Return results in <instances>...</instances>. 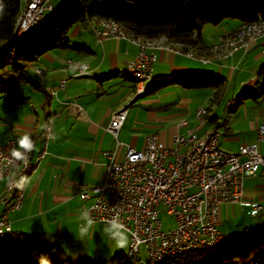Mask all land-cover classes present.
Here are the masks:
<instances>
[{
    "label": "crops",
    "instance_id": "0c3cea01",
    "mask_svg": "<svg viewBox=\"0 0 264 264\" xmlns=\"http://www.w3.org/2000/svg\"><path fill=\"white\" fill-rule=\"evenodd\" d=\"M229 18L216 24L210 22L204 24L202 41L205 46L215 43L225 30L233 28L240 22L237 18H230V20ZM80 28L78 26L77 30ZM90 29L94 34L93 29ZM79 42L87 44L91 49H77L71 54L70 50L54 48L40 55L38 60L36 59L35 71L40 75V81H36L39 86L27 82L31 86L26 95L28 98L21 102L13 100L12 107L17 105L18 111L12 110L10 113L12 116L2 121L7 127L6 129L0 128V142L18 132H33L36 134L33 141L35 147L32 151L35 156L43 148V134L50 124V117L52 118L53 135L49 138L47 152L40 158L34 173H31L24 182L25 196L22 206L9 211L7 218L13 230L21 232L28 238L58 241L70 258L89 257L95 260L98 248L103 245L94 250L91 244L97 243L99 238L98 223L106 222L92 220L82 211L93 201L95 195L92 193L90 197L82 198L79 184L84 183L91 186L101 182L104 178L106 153L116 148L114 135L105 128L111 113L122 106H128L127 117L119 130L118 137L123 131L144 130L146 133L142 146L146 135L150 132H158L161 143L166 145L171 143L173 133L186 131L188 127H195L197 132L204 123L199 126L198 123H191L186 117L190 112L184 115L181 109L173 112L174 116H178V120L168 127L159 126L158 121L161 119L159 117L155 121H143L139 116L140 110L137 111L138 117L133 116L130 106L136 102V96H141L145 92H135V96L129 102H124V90L119 87L135 88V78L125 75L123 68L125 61L135 55L139 44L132 40L114 37L102 42H99L96 37L94 39L93 37H81L76 44ZM262 47H264V39L258 40L248 48H239L232 55L212 62H202L205 65L184 53L155 48L153 62L155 67L152 71L155 68L156 75L154 76L152 72L151 79L174 71L198 69H210L222 78H232L240 65L250 63L255 66L257 61L263 59ZM69 57L87 61L89 69L86 73L67 77L65 88H62L59 87L60 79L72 72V69L65 68V61ZM39 68H42L41 72ZM115 76H121L122 79L112 81ZM240 81L241 84H247L245 79ZM174 86L181 87L182 91L186 89L181 85L174 84ZM54 89H57L56 94H52ZM35 91H41L40 96H37L38 101H34L31 97ZM189 99L181 96L178 105H186ZM77 104L82 105L84 114L78 115ZM258 104L260 113H255L249 119L250 132H247V137L238 143L253 139L257 124L264 122V94ZM201 106L205 107L199 105L191 111V114L196 116V110ZM206 108L210 111V107ZM40 110L43 116L40 115ZM209 111L205 113V117H209ZM215 118L213 128L208 127L199 135L210 130L220 131L221 123ZM182 119H186L187 123L181 124ZM10 129L13 132L9 133ZM138 137L139 135L134 134L131 142L128 143L138 147ZM121 149H123L122 146ZM261 167L258 170L260 177L251 186L247 187L244 180V197L261 200L264 205V166ZM6 182L7 177H0V193L4 190ZM237 208L242 212L249 210L248 205L239 202L221 203L219 226L223 221V209L228 216L231 212L236 214ZM5 212H7L6 204L0 202V216ZM127 241L129 246L130 235ZM111 248L113 249L111 253L116 250L124 253L127 250L126 247H114V243L111 244ZM99 252L101 256H104L103 250Z\"/></svg>",
    "mask_w": 264,
    "mask_h": 264
},
{
    "label": "built area",
    "instance_id": "2783aa9c",
    "mask_svg": "<svg viewBox=\"0 0 264 264\" xmlns=\"http://www.w3.org/2000/svg\"><path fill=\"white\" fill-rule=\"evenodd\" d=\"M51 4L52 0H23L20 29L26 28L32 22L44 20L45 12ZM87 20L99 42L113 37L125 39L118 30L117 19L93 15ZM254 21L264 19L240 21L233 28L225 30L219 39L210 45L222 43L227 36L239 33L242 28L254 24ZM261 39L264 37H255L251 43L236 48L234 52L239 48H248ZM262 52L264 53V47ZM154 59V49L139 46L135 55L128 58L124 65L147 69L149 78ZM216 59L220 58L199 61L206 63ZM65 66L72 69V72L60 79L59 87L62 88H65L67 77L81 74L82 67H89V63L69 57ZM41 71L42 68H39V72ZM140 85L141 82L136 81L135 89ZM56 92L57 89H54L52 94ZM128 110L126 105L114 110L105 124V128L112 132L116 139V148L106 153L103 180L91 186L79 184L82 198H88L92 193L95 195L93 201L82 210L90 219L128 230L129 248L133 249L134 263L121 264H153L158 260V255L177 245L178 241H188L192 244L205 242V235L222 237L225 232L219 229L221 203L239 202L248 205L251 215L263 208L261 200L244 197L245 178L257 174L260 167L264 166L263 121L257 124L255 137L240 142L237 150L220 146L219 130H210L199 135L195 127L173 133L171 143L166 145L161 143L158 132H150L146 135L144 145L136 147L118 137ZM77 113L84 114L80 104H77ZM196 116L198 126L206 121V117H198V109ZM186 123V119L181 120V124ZM24 134L26 133L18 132L0 142V177H5V168L9 163H15L16 158L11 156V152L19 147L18 141ZM27 134L34 141L36 134ZM52 135L50 120V129L45 130L43 134L45 150L42 151V157L47 152L48 141ZM42 157H33L32 152H27V163H33V160H40ZM22 172H16L15 178ZM8 186H14V181L6 182L4 190L0 193V202L6 198ZM24 196L25 186L23 193L14 197L13 207L7 209L0 229L13 228L7 213L20 208ZM160 204L174 214V227L162 228L158 208ZM207 223H214V231H206ZM142 243L146 245L147 258L140 254Z\"/></svg>",
    "mask_w": 264,
    "mask_h": 264
},
{
    "label": "trees",
    "instance_id": "16d2710c",
    "mask_svg": "<svg viewBox=\"0 0 264 264\" xmlns=\"http://www.w3.org/2000/svg\"><path fill=\"white\" fill-rule=\"evenodd\" d=\"M65 2L41 24L49 23L44 33L28 36L39 25L20 38L14 31L21 0H0L1 95L15 97L24 82L39 86L29 71L30 64L48 50L68 47L70 26L93 15L115 18L137 37L166 36L188 42L200 52L206 47L202 41L206 22L216 24L229 17L240 21L264 19V0H70L64 5ZM75 47L91 49L84 43ZM253 79L256 85L243 89L244 98L264 94V61ZM174 84L214 87V101L224 89L225 79L216 72L183 71L153 78L144 92ZM127 258L126 253H117L110 264H121ZM0 264H105V260L69 259L60 242L28 238L16 231L15 236L0 234ZM158 264H264V223L251 237H238L222 245L198 246L175 253Z\"/></svg>",
    "mask_w": 264,
    "mask_h": 264
},
{
    "label": "rangeland",
    "instance_id": "374dc122",
    "mask_svg": "<svg viewBox=\"0 0 264 264\" xmlns=\"http://www.w3.org/2000/svg\"><path fill=\"white\" fill-rule=\"evenodd\" d=\"M69 1L70 0H52L53 7L51 9L48 8L46 14L48 16L50 15V13L53 15L59 9L58 8L59 6H61L64 2H65L64 5H66L69 3ZM48 24L49 23L41 25L33 31L30 30L31 32L28 34V36H33L36 33H44L48 27ZM78 26L81 27L79 30H77ZM90 28H92V26L90 25L88 20L74 22L70 26L68 31V35L70 37V45L68 47L61 49L70 50V53L72 54V52L78 49L75 47V44L76 41L79 40L81 37H88V38L93 37L94 39L95 36ZM37 60H35L30 64L29 71L36 80L40 81V75H38L37 72L35 71ZM263 61H264V54H263V59L261 61H257L255 66H252L250 63L240 65L238 69H236L235 72L233 73L232 78L230 77L224 78L225 86L221 94L217 98V100L214 101L212 100L215 93L214 87H190V88L186 87V89H184L185 91H182L181 87L174 85H167L157 89L154 92L143 93L141 96H136V102H134V104L130 106L132 107L131 113L133 116L136 115L138 117L137 111L140 110L139 116L143 121L144 120L155 121L156 118L159 117L161 118L160 121H158L159 126L168 127L174 124L175 122H177L178 116H174L173 113V112H177V110L181 109L184 115L186 112H190V114L187 115L186 117L189 119L191 123L197 124L198 120L194 114H191V111H194L199 105L210 107V111L208 110L209 117L206 116V121L197 130V133L198 134L203 133L205 129L208 127L213 128V126L215 125L214 120H211L210 117L214 115L216 116L215 119H217L221 123V125L219 126L220 146L224 147L225 149L235 150V147L239 144L238 141L247 137V132H250L248 128L249 119L253 117L255 113L257 112L260 113L258 101H261L262 95L258 97L249 96L244 98L242 95V91L247 86L256 85L253 79V75L255 74V71ZM198 62L204 64L201 61ZM153 67L155 66L153 65ZM183 71L215 72L210 69L183 70ZM183 71H174V72H170V74L179 73ZM152 72L154 73L155 76L156 69L154 68ZM219 77L222 78V76ZM121 79H122L121 76H115L112 78V81H119ZM152 79L150 78V80ZM241 79H245V81H247V84L246 85L241 84L240 83ZM28 88L30 89L31 86L29 85V83L24 82L22 83L21 89L15 97L10 98L6 95L0 94V128L6 129L7 125H5L2 121L5 119L7 120L10 118V116H12V114H10L12 110H14V112L18 111L17 105L16 107H12L13 100H17L21 102V100L28 98V96H26L28 95L27 94L29 90ZM119 88H123L124 90V94H125L124 96L125 98L123 100L124 102H129V100L135 96V92H136L135 88H132L130 86H123V87L120 86ZM40 94L41 91H35L34 94L31 95V97L33 98L34 101H38L37 96H40ZM181 96L190 98L189 101L186 103V105H180V106L178 105V101H180ZM40 115L43 116L42 111L40 112ZM131 131L133 130H127V132L125 131L121 132L119 135L120 139L125 142H131L133 135L137 134L139 135L137 146L141 147L146 132H144V130H139L138 132H131ZM10 132L13 131L10 129L9 133ZM236 135H238L239 137ZM258 177H260V171L257 172L256 176L246 177L245 185L247 187L251 186L252 183L258 180ZM158 208H159V217L162 220V228L168 229L174 227L176 224V219L174 214L168 212L162 204H160ZM263 223H264V209L258 211L255 215H251L248 209L246 212H242L241 209L237 208L236 214L231 212L230 215L228 216L226 215V211L223 209V221L221 222L219 228L221 227L220 229H222L225 232L227 237L226 239H228L227 241L232 242L238 237L253 236L259 230V228L263 226ZM2 232L3 229H0V234ZM97 232L100 233L99 238L97 240V243L93 242L91 244V247L93 246L95 250L97 247H100V245L103 246L98 248V252L95 260L89 257H84V258H89L96 262L105 260V264H110L111 260L115 257L117 253H122L121 251L118 250L111 253V250H113L111 248V244L114 243V247H117L116 242L120 238V234L126 232V230L116 225H109L107 223L99 222ZM128 237L129 235L127 232V239ZM127 246H128V242H127ZM129 249L130 248L128 246L127 250L124 251L126 255L128 254ZM140 249H141L140 250L141 256L143 258H147L146 245L142 243L140 245ZM99 250L104 251L103 252L104 256H101L99 254L100 253ZM68 258L79 259V258H70V256H68Z\"/></svg>",
    "mask_w": 264,
    "mask_h": 264
},
{
    "label": "bare ground",
    "instance_id": "6f19581e",
    "mask_svg": "<svg viewBox=\"0 0 264 264\" xmlns=\"http://www.w3.org/2000/svg\"><path fill=\"white\" fill-rule=\"evenodd\" d=\"M53 7V4L49 6V9ZM23 13V0H21L20 11L17 17L16 27L14 33L18 35L20 38L30 30L35 27L43 24L47 19L48 15L45 12L44 20L41 22H32L24 29H20V18ZM111 18V17H109ZM118 30L122 34L123 38L135 41L142 47H151V49L164 47L168 50H172L178 53H184L185 55H190L193 58L198 60H210L215 57L223 58L233 54L234 50L240 46H245L252 42L255 37H264V21H254V24L249 25L248 27H244L241 29L239 33L227 36V38L222 43H216V45L206 46L202 52H200L196 47H193L188 42L182 40H170L168 37H151V38H141L137 37L135 33L125 24L118 21ZM89 67H82L81 74L86 73ZM123 71L126 75L132 76L137 79V81L141 82V85L136 88V92H143L150 80L151 77L148 78V70L137 68L136 66L125 65ZM152 76V72H151ZM128 108V106H127ZM207 112L206 107L198 108V117H205V113ZM52 118L50 117V120ZM50 129V124L48 125L46 130ZM45 150V143L43 145V149L39 151L33 157H42V151ZM32 152V151H27ZM26 152V156H27ZM39 160H33V163L22 162L19 160H15V163H9V165L5 168V177H7V182L14 181V186H8L6 191V198H3L1 202L6 204V210L11 209L13 207V199L17 194H22L24 189V182L27 177L34 173L36 167L38 166ZM23 171V172H22ZM16 172H22L21 175H18L15 178ZM6 213V212H5ZM5 213L0 216V223L2 218H4ZM5 234H10L12 236L16 235V231L13 228H2ZM11 229V231H9ZM220 229V228H219ZM206 231H214V223L206 224ZM226 235H222V237H215L212 235H205V242H197L192 243L188 241H178L177 245L167 248L162 254L158 255V260L153 262V264H158L163 259L179 252H183L192 248H196L202 245H222L227 242ZM127 259L124 263H134V253L133 249H129L127 254Z\"/></svg>",
    "mask_w": 264,
    "mask_h": 264
},
{
    "label": "clouds",
    "instance_id": "9594fccd",
    "mask_svg": "<svg viewBox=\"0 0 264 264\" xmlns=\"http://www.w3.org/2000/svg\"><path fill=\"white\" fill-rule=\"evenodd\" d=\"M19 147L17 149H13L11 152V156L16 158V160L27 162L26 152H22L20 149H24L27 151L34 150V142L30 139L29 134H24L18 141ZM11 231V229H9ZM128 231V230H127ZM127 231L120 234V238L116 242V246L118 248H124L127 246Z\"/></svg>",
    "mask_w": 264,
    "mask_h": 264
}]
</instances>
